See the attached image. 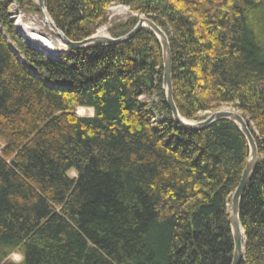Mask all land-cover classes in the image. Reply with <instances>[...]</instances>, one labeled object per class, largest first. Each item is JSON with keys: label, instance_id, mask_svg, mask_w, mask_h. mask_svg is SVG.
Wrapping results in <instances>:
<instances>
[{"label": "trees", "instance_id": "16d2710c", "mask_svg": "<svg viewBox=\"0 0 264 264\" xmlns=\"http://www.w3.org/2000/svg\"><path fill=\"white\" fill-rule=\"evenodd\" d=\"M112 5L128 16L111 21ZM13 6L39 13L33 0H0V264H230V197L248 154L235 124L190 131L173 121L161 48L147 28L53 59L19 35ZM45 8L73 42L101 27L117 38L151 19L168 39L179 115L199 121L222 105L240 113L258 154L239 201V264H264V0ZM13 253L19 262L7 260Z\"/></svg>", "mask_w": 264, "mask_h": 264}, {"label": "water", "instance_id": "95a60500", "mask_svg": "<svg viewBox=\"0 0 264 264\" xmlns=\"http://www.w3.org/2000/svg\"><path fill=\"white\" fill-rule=\"evenodd\" d=\"M33 1L37 5V9L40 14L42 9H44V11L46 12L45 0H33ZM48 18H49L48 25L50 26L53 34H55L59 38L62 45H64L65 47H70L73 50L90 48L95 46H107V45L118 44L131 39L141 28H147L156 36L161 48L162 67H163L162 88L164 90L165 103L171 113V118L173 119V121L187 130L194 131V130L204 129L217 120L225 119L235 124L238 130L242 133V135L244 136L247 142L248 154L240 180L235 190L231 194L230 206L228 212L230 230L233 239V251H232L230 264H239V261L241 260L244 254V248H245L243 230L240 225L239 217H238L239 201L243 191L245 190L246 186L248 185L251 179V176L253 174V171L257 163V154H258L255 140L251 135L250 130L247 127V123L245 119L240 115L238 111H235L233 109L229 110L228 108L214 111L210 113L208 116H206L204 119L199 121L186 120L179 115L172 96L171 52H170L168 39L165 33L151 19L147 17H139L135 26L128 33L117 38H112L108 36L105 32L104 34L101 35L98 34V32H96L94 35L90 37L84 38L80 41L73 42L68 40L66 36L54 26L49 15ZM10 163L11 165H14L13 161H11Z\"/></svg>", "mask_w": 264, "mask_h": 264}, {"label": "rangeland", "instance_id": "374dc122", "mask_svg": "<svg viewBox=\"0 0 264 264\" xmlns=\"http://www.w3.org/2000/svg\"><path fill=\"white\" fill-rule=\"evenodd\" d=\"M9 11H10V14H11V19L13 20V23H14L15 27H16V23H17V18H20L21 19V23L23 25L26 24V23L30 24L29 28L32 29L33 31L37 32L38 38L42 39L46 35L47 36H55L53 34V32L50 31L48 26L42 25L41 21L43 20V18H42L40 13H38V14H26V13H23V12H19L14 6L11 7ZM128 13L129 12H128L127 7L122 6V5H112L108 9V18L111 21H113V20H122V19H125L128 16ZM17 31L19 32L18 29H17ZM98 32L99 33L105 32V27H101L98 30ZM51 34H53V35H51ZM19 35L22 36L23 40L29 44L28 40L23 35H21L20 32H19ZM64 49H65V46L62 45V47H57V49L54 50L55 52L53 54H49V53L46 54L47 52L45 54L48 55V56H52L51 58L55 59L58 56L57 53L59 51L60 52L64 51ZM140 99H141L140 101H142V102H146L147 101V98L145 96L141 97ZM224 108L225 109L228 108L229 110L230 109L232 110V108H230L229 106L222 105L220 108L216 109L215 111H217L219 109H224ZM75 112L79 116H91L92 115V111H90L88 108L82 109V108L77 107L75 109ZM210 113H212V112L206 111V112L199 113V115L202 116L203 119H204ZM1 146H2V143L0 142V148H1ZM70 175L73 176L74 173L70 172ZM7 260L13 261V262H19L21 260V256L18 255L17 253H13V254L10 255V257Z\"/></svg>", "mask_w": 264, "mask_h": 264}, {"label": "bare ground", "instance_id": "6f19581e", "mask_svg": "<svg viewBox=\"0 0 264 264\" xmlns=\"http://www.w3.org/2000/svg\"><path fill=\"white\" fill-rule=\"evenodd\" d=\"M41 16L43 18V20L41 21L42 25L44 26H48L50 31L51 28L48 25L49 23V18L48 15L46 14V12L44 11V9H42L41 11ZM30 24L26 23V24H22L21 23V19L17 18V23H16V28L19 30L20 34L23 35L29 42L30 45H32L33 47L43 51V52H47L46 54H53L55 51V49H57V47H62V44L59 40V38L55 35V36H44L42 39L38 38L37 36V32L33 31L32 29L29 28ZM43 27V26H42ZM98 34H104L103 33H99ZM53 35V34H51ZM59 49V48H58ZM83 109V108H82ZM80 110V109H79ZM90 111H92L91 109H89Z\"/></svg>", "mask_w": 264, "mask_h": 264}]
</instances>
